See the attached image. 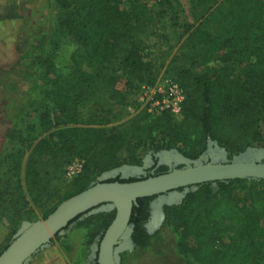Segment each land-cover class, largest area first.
Instances as JSON below:
<instances>
[{
	"label": "trees",
	"instance_id": "1",
	"mask_svg": "<svg viewBox=\"0 0 264 264\" xmlns=\"http://www.w3.org/2000/svg\"><path fill=\"white\" fill-rule=\"evenodd\" d=\"M49 1L56 10L55 23L48 39L38 40L37 54L26 62L24 80L34 83L36 73L45 75L55 66L53 54L62 38L74 46V53L65 76L51 82V104L41 105L30 95L34 84L26 100L46 123L57 113L66 115L68 121L37 140L31 136L33 144L23 167L21 158L26 148L18 143L22 139L18 137L14 145L2 149L0 219L6 222L9 237L0 252L21 222L30 220L33 207L52 203L46 217L61 201L96 182L102 173L141 164L136 151L156 152L184 141L192 132L196 140L183 152L192 159L203 152L208 141L224 147L229 156L257 142L264 146V0H223L213 9L217 0L211 1L201 14L194 12L195 21L182 24L186 36L177 46L178 54H171L176 45L168 42L157 25L162 17H177L182 12L179 0H155L153 7H148L145 0ZM193 9L189 8L192 13ZM133 24L150 25L156 39L165 38L168 43L159 53L157 68L148 47L131 46L128 28ZM160 74L175 81L184 92L176 120L167 111L151 116L141 109L110 127L76 124L77 110L88 93L106 86L110 98L124 99L130 93L134 95L142 84H153ZM217 88L224 93L214 110L213 93ZM146 119L153 125L161 124L159 138L145 131L142 121ZM15 132L8 130L6 136L15 138ZM123 147L126 155L119 152ZM74 159L83 160L81 171L67 179L65 167ZM163 169L159 167L147 177L165 172ZM138 179L142 177L117 175L106 181ZM242 181L217 180L215 186L199 183L180 204L164 206V222L177 232L179 252L187 264H264V180L262 187L248 195L242 192ZM152 197L137 198L132 204L128 225L133 229L130 239L134 246L144 247L154 236L143 227ZM223 197L233 201L239 213L234 215L237 232L228 241L219 240L217 230L202 220L211 210L232 218L229 212L218 210ZM256 204L260 206L257 210L253 208ZM113 217L114 209H90L73 218L53 239L77 228L86 231L88 242L98 243ZM96 253L94 263L98 264Z\"/></svg>",
	"mask_w": 264,
	"mask_h": 264
},
{
	"label": "rangeland",
	"instance_id": "2",
	"mask_svg": "<svg viewBox=\"0 0 264 264\" xmlns=\"http://www.w3.org/2000/svg\"><path fill=\"white\" fill-rule=\"evenodd\" d=\"M145 1L148 7L154 6L155 0ZM211 1L213 0H179L182 12L178 13L177 17L174 15H166L160 19L157 25V27L160 28V32H163V34L167 36V39L170 40L168 42L176 45L172 49L171 54H178L179 51L177 50V46L186 36V34L183 33L182 24L195 21L197 15H195L194 12L196 14H201L204 6L209 5ZM221 2H223V0H217L212 9ZM192 6L194 8L193 13L189 10ZM55 17L56 10L49 0H0V156L2 149L14 145L12 142L14 139L16 141L19 137V139H22L18 142L19 145L21 148H26L21 158L22 167L25 165V161L29 155L31 149L29 146L31 147V144H33L31 136L37 137V140L53 132L61 124H66L68 121L66 115L57 113L55 115L52 114L51 120L46 123L43 119H40L39 110L28 107L26 98L27 96L29 97L27 91L34 84L33 86H35V88L32 89L33 91L29 90L30 95L36 98L41 105L44 103H52L53 86L51 82L55 78L60 79L65 76L68 70V64L74 53L73 45L62 38L57 47V51L53 54L55 66L45 75L40 72L36 73V81L34 83H29L23 78V68L26 62H28L29 58L37 54L36 46L38 45V40L48 39L50 30L55 23ZM261 20V24H263L264 15ZM128 30L131 35V46L148 47L149 56L153 61V65L156 67L160 51L166 49L168 46V43L165 42V38L156 39L157 33L153 32L150 25L147 24H133ZM134 82L136 83L135 80ZM121 86V83L117 85L118 88ZM106 89L107 87L104 86L101 91L88 93L84 97L75 116L77 125L110 127L130 119L141 110L136 100L139 89L135 91L134 95L130 93L124 99L120 97L110 98ZM133 91L134 89L131 92ZM223 93L224 90L222 88L215 89L213 93L214 110L217 109ZM177 118L178 117H175V120ZM44 119L47 120L46 118ZM142 124L145 131H148L151 136L155 138L161 136L160 132L163 130L161 124L153 125L151 120L148 119L142 121ZM12 129L16 130L13 135L15 138L6 136V131ZM262 130L264 132V125H262ZM195 140L196 135L192 132L184 141H177L156 152L160 155L161 153L163 154L161 156L158 155L161 159L165 158L168 159L166 161H169V159L176 156V152L183 153L190 150ZM247 148L264 150V146L260 145L259 142L254 146L246 147L242 152ZM125 150V147H123L119 152L126 155ZM150 154V150L148 149L136 151L135 155L141 159V164L137 166L138 169H127L123 172L122 176H128L127 178L147 177V175H141L143 170L142 166L150 162ZM232 155L236 156V154ZM230 157L231 156H229V158ZM143 163L144 165H142ZM181 163L182 162H178V165ZM165 166L163 164L160 167ZM166 167L163 170H166ZM118 168L124 170L123 166ZM110 171H107V173ZM118 173L119 171L117 174ZM242 180V192L246 195L263 186L261 180ZM181 197V194L175 195L172 197V201L178 202ZM183 198L178 204L181 203ZM232 202L223 197L222 205L218 208L219 211L229 212L231 214L230 217H232L231 219L224 218L215 210L204 213L202 217L203 222L211 224L217 230L218 238L221 241H228L230 238H233L237 232V219H235L234 215L236 216L239 213L236 211ZM51 205L52 203H46L33 207L29 221L33 222L38 219H43L51 208ZM253 208L257 210L260 206L256 204ZM149 233L154 236L149 239L144 247L132 246L130 248L125 246L120 251V264H187V260L179 252V236L172 227L164 222V217L161 223L159 221L155 223ZM8 237L9 231L7 224L4 219L1 218L0 248L7 243ZM93 244L94 242H88L84 229L71 228L63 233V235L61 234L59 238L53 239L50 246L36 253L30 264L32 261L34 262L38 259L41 254L48 252H52V257L57 256L63 258L66 264H95L94 258L96 251L92 250Z\"/></svg>",
	"mask_w": 264,
	"mask_h": 264
},
{
	"label": "water",
	"instance_id": "3",
	"mask_svg": "<svg viewBox=\"0 0 264 264\" xmlns=\"http://www.w3.org/2000/svg\"><path fill=\"white\" fill-rule=\"evenodd\" d=\"M223 153V152H222ZM224 154V153H223ZM184 167L134 181H106L120 168L102 173L86 189L61 201L45 218L22 221L12 239L0 252V264H30L33 256L50 246V241L76 216L90 209H114V217L103 234L94 242L98 264H120V251L134 246L128 225L132 204L137 198L158 195L179 187L230 179L264 180V150L247 148L230 161H191L177 155ZM124 170L137 166L123 165ZM133 170V169H132ZM95 208V209H94ZM122 240V241H121Z\"/></svg>",
	"mask_w": 264,
	"mask_h": 264
},
{
	"label": "flooded vegetation",
	"instance_id": "4",
	"mask_svg": "<svg viewBox=\"0 0 264 264\" xmlns=\"http://www.w3.org/2000/svg\"><path fill=\"white\" fill-rule=\"evenodd\" d=\"M150 153H151L150 154L151 155L150 162L147 165H144V163L142 164V165H144V166H142L143 170H142V174H141L143 176L148 175V174H152L155 169L159 168L163 164H164V166L165 165L167 166V167L165 166L166 167L165 172H167L173 168L184 167L185 163H183L177 155H182L184 158H187L191 161H199L202 163H206V162H210V161L211 162L230 161L235 156V155H231V157L229 158V155H228L226 149L224 147L219 146L218 144H216L213 141H208L203 152L200 153L196 158H193V159L184 156L183 153L176 152V156H174L172 159H169V161H166L168 159H165V158L161 159L160 156L163 155L162 153H161V155L157 154L158 152H153V151H150ZM158 155H160V156H158ZM217 155H218V157H217ZM176 161H177V163H176ZM178 162H182V163L180 165H178ZM124 171H126V170L119 171V173L116 174L115 176L118 175L120 178H127L128 176L127 177L122 176ZM165 172H163V173H165ZM115 176H113V177H115ZM208 182H211V181H208ZM215 182L216 181L211 182V186H215ZM195 185L179 187L175 190L168 191L166 193L158 194L155 196L152 195L153 197L148 201V218L143 224V227L145 228L146 232L149 233L150 229L152 227H154V225H155V223H157V221H159L160 223L162 222L163 217H164V210H163L164 206L178 204L180 202V200L187 194L188 191L195 190V188H196ZM178 194H181V196H182L181 199L179 198L178 202H173L172 197L175 195H178ZM129 228H131L130 235H129V237H130L133 229L131 226ZM130 240L131 239H129V241Z\"/></svg>",
	"mask_w": 264,
	"mask_h": 264
},
{
	"label": "built area",
	"instance_id": "5",
	"mask_svg": "<svg viewBox=\"0 0 264 264\" xmlns=\"http://www.w3.org/2000/svg\"><path fill=\"white\" fill-rule=\"evenodd\" d=\"M136 100L141 109L150 115H158L164 111L177 117L180 115L184 101L182 88L172 79L160 74L153 84H142ZM83 160L74 159L65 167V177L71 179L82 168Z\"/></svg>",
	"mask_w": 264,
	"mask_h": 264
},
{
	"label": "crops",
	"instance_id": "6",
	"mask_svg": "<svg viewBox=\"0 0 264 264\" xmlns=\"http://www.w3.org/2000/svg\"><path fill=\"white\" fill-rule=\"evenodd\" d=\"M51 255L52 252L41 254V256L35 260L36 264H66L63 258H59L57 256L52 257ZM35 261H32L31 264H35Z\"/></svg>",
	"mask_w": 264,
	"mask_h": 264
}]
</instances>
